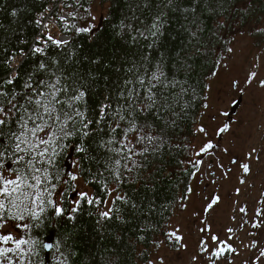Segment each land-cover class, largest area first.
<instances>
[{"label": "trees", "instance_id": "1", "mask_svg": "<svg viewBox=\"0 0 264 264\" xmlns=\"http://www.w3.org/2000/svg\"><path fill=\"white\" fill-rule=\"evenodd\" d=\"M52 4L66 43L38 35ZM238 32L264 46V0H0V227L17 224L25 264H46V237L57 264L177 249L196 125Z\"/></svg>", "mask_w": 264, "mask_h": 264}, {"label": "rangeland", "instance_id": "2", "mask_svg": "<svg viewBox=\"0 0 264 264\" xmlns=\"http://www.w3.org/2000/svg\"><path fill=\"white\" fill-rule=\"evenodd\" d=\"M253 43L238 32L209 82L192 157L198 171L168 229L179 246L162 247L150 264H264V46ZM241 97L229 119L231 105ZM75 185L79 196L88 194L79 180ZM20 238L16 223L0 227V264L26 263L14 251ZM59 259L56 253L43 262Z\"/></svg>", "mask_w": 264, "mask_h": 264}, {"label": "clouds", "instance_id": "3", "mask_svg": "<svg viewBox=\"0 0 264 264\" xmlns=\"http://www.w3.org/2000/svg\"><path fill=\"white\" fill-rule=\"evenodd\" d=\"M50 6H55V5H53V4L52 5H48L46 7L45 11ZM49 14H50V17L47 20H45V22L39 23V33H38V35L39 36L45 35L47 38H49V39H51L53 41H56L58 39L59 42H63V43L68 42L70 40V36L69 35H66V34L59 35L57 31H55L53 29L48 30V28H47L48 24L49 25L50 24L53 25V24H56L57 22H59V25L61 27H63V28L66 27L69 24V22H70L68 16L65 13L58 14L57 11H56V16H54L51 12ZM64 15L67 17V19H64ZM74 24H76L79 27L80 26L79 25V19L74 20ZM42 25L44 27H42ZM77 195H78V193H77ZM44 242H45V240L43 241V244H44Z\"/></svg>", "mask_w": 264, "mask_h": 264}, {"label": "water", "instance_id": "4", "mask_svg": "<svg viewBox=\"0 0 264 264\" xmlns=\"http://www.w3.org/2000/svg\"><path fill=\"white\" fill-rule=\"evenodd\" d=\"M100 25H101V21H100L98 27L94 31H92V33L95 32V31H97L100 28ZM241 103H242V97L240 99H238L237 101H235L231 105L230 111L227 114V117L229 119L233 118V116H235L237 114V109L239 108V106L241 105ZM70 166L71 165L68 164V160H67V162H66V167L68 168L67 169V172H69V170L71 168ZM75 197H76V193L71 197V200H74ZM52 240L53 239L51 237H46L45 242L43 244V249H44V253H45V259L49 258V256H50V252H51L52 247H53V241Z\"/></svg>", "mask_w": 264, "mask_h": 264}, {"label": "built area", "instance_id": "5", "mask_svg": "<svg viewBox=\"0 0 264 264\" xmlns=\"http://www.w3.org/2000/svg\"><path fill=\"white\" fill-rule=\"evenodd\" d=\"M52 13L54 16H56V6H50L42 15L41 17L44 18V21L47 20L50 17L49 13ZM64 19H67V17L64 15ZM43 23V22H42ZM42 27H44L42 25Z\"/></svg>", "mask_w": 264, "mask_h": 264}, {"label": "flooded vegetation", "instance_id": "6", "mask_svg": "<svg viewBox=\"0 0 264 264\" xmlns=\"http://www.w3.org/2000/svg\"><path fill=\"white\" fill-rule=\"evenodd\" d=\"M203 192L204 193L207 192V188L206 187L203 188Z\"/></svg>", "mask_w": 264, "mask_h": 264}]
</instances>
